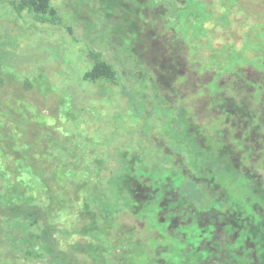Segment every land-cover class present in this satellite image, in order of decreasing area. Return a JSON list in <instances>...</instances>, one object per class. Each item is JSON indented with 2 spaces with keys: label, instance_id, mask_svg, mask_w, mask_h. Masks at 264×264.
I'll use <instances>...</instances> for the list:
<instances>
[{
  "label": "trees",
  "instance_id": "obj_1",
  "mask_svg": "<svg viewBox=\"0 0 264 264\" xmlns=\"http://www.w3.org/2000/svg\"><path fill=\"white\" fill-rule=\"evenodd\" d=\"M168 1L152 3L155 10L162 11L167 2L168 19L177 24L181 20L183 32H190L199 45L198 55L213 56V65L224 66L221 84L235 71L258 66L255 70L264 72V62L259 61L264 51L262 47L258 50L257 40L250 46L242 45L239 31L247 24L234 29L227 16L213 17L221 12H212L204 0ZM14 4L20 12L28 8L35 13L37 22L57 24L58 10L51 0H21ZM109 18L106 16V20ZM212 18L224 26H220L224 31H213L218 26H209ZM225 31L233 32L237 39L227 52L220 44ZM228 56L233 57L226 59ZM89 61L91 66L83 74L82 84L94 85L96 90L119 84L120 73L102 52L91 50ZM253 62L259 64L253 66ZM11 72L0 64V264H264V225L259 228L246 224L242 226L246 234L240 236L241 230L226 229L229 225L238 227L227 219L231 209L222 214L215 207L201 211L195 208V203L207 205L219 193V188H205L209 169L224 170L233 176L240 159L238 162L237 158L216 155L205 137L195 138L201 147L212 151L209 156L202 153L203 167L180 171L179 166L183 167L191 156L181 154L171 161L164 158L162 163L160 157L150 158L151 171L145 166V128L137 130L140 136L134 135L142 141L131 139L134 143L128 141L125 145L120 140L115 149L113 138L106 136L95 147V139L90 135L84 138L83 131L78 132L80 116L75 111L78 104L73 93L68 95V103L65 95L45 80L36 78L32 82ZM124 73L127 75L123 78L130 77L127 69ZM140 73L136 69L135 74ZM157 73L158 78L151 79L157 84H152L153 92L159 96L163 76ZM208 74L207 82L212 79ZM7 83H20L25 92L35 85L41 91L44 84L50 85L52 88L42 96L53 98L59 110L50 115L43 113L32 99L21 97L23 90L7 92ZM234 92L239 93L236 89ZM62 97L75 108L67 120L71 130L65 128L67 123L62 126L57 121L66 105ZM129 97L146 124L145 108H135V100L141 98L132 94ZM254 101L250 100L249 105L253 106ZM250 109L247 113L252 119L258 108ZM187 121L192 125L191 120ZM254 157L250 160L257 163L256 172L264 173V155ZM167 165L170 168L164 167ZM195 170L202 171L200 178ZM253 209L264 213L256 204ZM210 211L217 215H210Z\"/></svg>",
  "mask_w": 264,
  "mask_h": 264
},
{
  "label": "rangeland",
  "instance_id": "obj_2",
  "mask_svg": "<svg viewBox=\"0 0 264 264\" xmlns=\"http://www.w3.org/2000/svg\"><path fill=\"white\" fill-rule=\"evenodd\" d=\"M153 1L51 0V5L58 10L55 25L37 22L38 16L28 8L18 11L14 3L21 0H0V64L32 82L36 78L45 80L63 93L68 103L71 99L68 95L73 93L78 104L76 110L62 97L66 105L57 121L62 126L67 123L65 128L71 130L67 120L74 110L77 111L80 116L78 132L83 131L84 138L90 135V139H95V147L101 137L106 136L113 138L115 149L120 140L125 145L128 141L134 143L131 139L140 136L137 130L145 128V166L148 169L150 158L160 157L162 163L164 158L171 161L181 154L191 156L183 167L179 166L180 171L203 167L202 153L209 156L212 151L201 147L195 138L204 137L216 155L237 158L238 162L240 159L233 176L224 170L209 169L205 188H219V193L209 199L207 205L195 203V208L201 211L215 207L222 214L231 209L230 214H226L227 219H231L229 224L237 223L238 227L229 225L226 229L241 230L240 236H245L246 230L242 226L249 224L261 228L264 225V213L253 209V204L264 209V173H257V163L252 164L250 160L255 158L254 155H264V72L255 70L258 66L235 71L221 84L224 66L213 65V56H199V45L190 32H183L185 26L181 25V20H177V24L168 19L167 2L161 6L162 11H158L154 9ZM204 1L209 3L211 11L221 12L212 14L213 17L223 19L227 16L234 29L247 24L246 29L239 31L242 45L250 46L256 39L258 50L262 47L264 51V0ZM172 2L176 4L175 0ZM106 16L110 18L106 20ZM209 24L210 27L218 26L213 31H224L215 18ZM225 36L220 44L227 52L237 39L233 32L225 31ZM93 49L102 52L120 73L119 84L104 90L82 84V76L91 66L89 54ZM259 61L264 62V54L260 55ZM124 69L129 71V78H123ZM136 69L142 73L135 74ZM157 71L163 76L159 96L153 92L152 84H157L151 79L158 78ZM206 73L212 78L208 82ZM13 84L7 83V92L23 90L20 83ZM48 84L43 85L42 91L38 85L29 92L23 90L21 97L32 99L34 104L41 106L43 113L50 115L59 109L53 98L42 96L52 88ZM164 86L168 87L165 92ZM235 89L239 93H235ZM129 94L141 98H134L139 100H135V108H145L146 124L141 120L142 113L132 106ZM144 99L147 102L144 103ZM250 100H255L253 106L249 105ZM250 108H258L252 119L247 113ZM230 110V114L227 113ZM162 114L167 115L166 118H160ZM187 120H191L192 125ZM234 120L235 124L232 123ZM244 120L247 122L243 123ZM149 170L153 171L152 168ZM201 172L195 170V176L200 178ZM254 187L256 191H253ZM210 215L215 217L217 214L210 211Z\"/></svg>",
  "mask_w": 264,
  "mask_h": 264
}]
</instances>
